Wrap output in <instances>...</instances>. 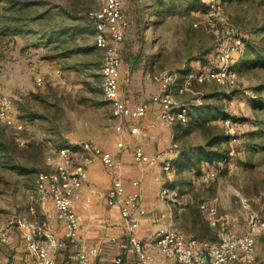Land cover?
Instances as JSON below:
<instances>
[{
    "label": "rangeland",
    "instance_id": "obj_1",
    "mask_svg": "<svg viewBox=\"0 0 264 264\" xmlns=\"http://www.w3.org/2000/svg\"><path fill=\"white\" fill-rule=\"evenodd\" d=\"M263 2L215 0L213 15L210 0H129L124 14L141 34L118 45L121 99L129 104L132 83L141 82L132 57L155 52L154 70L146 72L156 74L149 82L172 75V106L199 117L182 140L186 150L227 136L220 145L224 162L208 170L202 163L200 171L184 172L179 182L189 195L215 201L218 228L223 224L235 236L253 235L254 264H264V228L251 232L247 223L249 215L264 221V111H253L251 90L260 78L235 72L231 86L190 79L186 90L179 89L191 73L217 60L226 33L253 42L264 37ZM100 6V0H0V98L12 103L14 119L23 124L21 132L0 124L2 140L14 149L0 150V227L41 195L36 180L52 170L46 163L50 150L82 141L108 146L115 136L114 109L100 87L104 51L96 47L88 16ZM20 138L26 140L23 146Z\"/></svg>",
    "mask_w": 264,
    "mask_h": 264
},
{
    "label": "built area",
    "instance_id": "obj_2",
    "mask_svg": "<svg viewBox=\"0 0 264 264\" xmlns=\"http://www.w3.org/2000/svg\"><path fill=\"white\" fill-rule=\"evenodd\" d=\"M127 1L129 0H100L101 6L96 11L90 12L88 16L94 27L96 47L104 51L100 87L106 100L113 106L114 116L117 119L115 132L119 135L124 132L136 135L139 133V127L134 124L130 127L129 124L132 120L146 116L149 103L130 106L120 97L121 60L118 45L124 41L129 28V20L123 10V5ZM210 2L211 14L215 15V0ZM226 37L227 40L223 41L217 49V60L203 70L189 75L183 87L179 89L180 92L187 89L190 79L199 82L213 81L219 85L234 84L236 73L230 64L234 55L241 52L243 41L242 37L234 32L226 33ZM158 81L161 92L150 99L151 103L161 107L157 119L167 125H172L176 121L184 123L186 109L173 107L169 96V88L174 81L173 76L163 73ZM37 84L40 85L41 81L37 80ZM11 104L8 99L0 98V124L15 132H21L23 124L14 119ZM155 126V123L151 125L152 128ZM17 141L21 146L26 143V140L22 138ZM116 147L120 151L127 148L122 139H119ZM176 148L177 145L173 144L161 154L150 157L137 150L133 159L139 165L151 166L161 162L164 177L167 181H171L176 175V169L168 157L175 152ZM95 160L100 161L111 181L106 197L107 205L118 207L124 224L122 232L110 239L120 249V254L111 264H125L123 256L130 251L136 258L137 264H152L154 257L148 252L146 243H142L136 236V229L144 215L138 181H132L128 187L123 178L121 161L93 143L83 141L73 147L62 146L50 150L46 163L52 170L40 173L36 180L42 198L49 197L52 200L53 209L63 222V240H56L49 233H45L42 240L37 238V235L41 233L40 227L16 215L0 227V246L7 243L9 233L17 230L22 234L27 253L34 264H55L51 256L52 249H59L65 244L71 245L74 249L78 264H98L96 250L79 246L78 219L73 209V199L81 190L87 176L86 167ZM206 176L214 177V173L208 172ZM160 197H169V193L162 190ZM210 210L215 211L212 207ZM46 218L50 219L51 215H47ZM225 221L226 225H229V219ZM247 223L251 232L257 228H264V221L255 215H249ZM149 242L169 261V264H254L252 261L255 246L253 235L247 231L243 235L235 236L223 224L219 225L215 242L187 240L178 229L158 232Z\"/></svg>",
    "mask_w": 264,
    "mask_h": 264
},
{
    "label": "crops",
    "instance_id": "obj_3",
    "mask_svg": "<svg viewBox=\"0 0 264 264\" xmlns=\"http://www.w3.org/2000/svg\"><path fill=\"white\" fill-rule=\"evenodd\" d=\"M128 20L129 28L124 41H137L141 31L132 18ZM240 53L234 58V61H238ZM138 55L139 66L136 68L135 74L141 82L132 83L129 105L149 103L146 116L142 119L132 120L129 124L130 127L133 124L138 126L139 133L130 135L128 132H124L119 135L115 132V136L108 146L102 143L93 144L121 161L123 178L128 187L132 181H138L144 215L136 229V236L142 243H146L148 252L154 257L152 264H169V261L149 242L156 233L178 229L182 231L187 240L215 242L221 216L217 212V204L214 200L203 201L196 195L197 193L188 194L187 187L183 182H179V176L184 172L177 173L176 170L175 177L171 181H167L163 177L161 162L151 166L135 163L133 157L137 150L150 157L161 154L171 145L176 144L175 152L168 157L175 167V164H180L183 153L187 151L182 142L186 136L179 133L181 125H176V123L167 125V123L156 119L161 107L150 102L152 96L161 92L160 83L151 84L149 82L151 81L149 78L156 73L154 71L146 72L149 68L154 70V62L157 61L158 54L148 53L147 58ZM145 79L149 82L148 85L145 83ZM153 123L156 124L154 128L151 127ZM119 139L124 140L127 146L122 151L116 147ZM184 171L192 172L194 168ZM86 175L81 190L73 199V209L78 219L77 239H79L80 247L94 249L98 252V264H111L120 254V249L110 239L122 232L124 224L118 207L107 205L106 197L111 181L99 160H95L86 167ZM162 190H166L169 197L161 198ZM27 204L25 211L18 216L40 227L41 233L37 235V238L42 240L45 233H49L56 240H63V222L54 211L52 200L49 197L43 199L42 195L36 193ZM211 207L215 211L212 212ZM47 215H51V218L47 219ZM8 237L7 243L0 246V264H34L33 259L27 253L26 243L20 231H13V233H9ZM51 256L55 264H78L75 251L69 244H65L59 249L53 248ZM123 259L125 264H137L131 251L126 253Z\"/></svg>",
    "mask_w": 264,
    "mask_h": 264
},
{
    "label": "trees",
    "instance_id": "obj_4",
    "mask_svg": "<svg viewBox=\"0 0 264 264\" xmlns=\"http://www.w3.org/2000/svg\"><path fill=\"white\" fill-rule=\"evenodd\" d=\"M264 5V2L262 3ZM243 47L238 57V61H234L232 69L238 74H244L248 72H255L260 78L255 85H252V93H254L253 111L262 110L264 111V37L259 41L253 42L249 39L242 38ZM139 55L132 57V63L135 66L139 64ZM213 63V61H212ZM211 63H209L210 65ZM198 72V71H197ZM196 72V73H197ZM191 73L190 75H193ZM213 82V81H212ZM205 83V82H204ZM225 93H223L224 95ZM226 97V95H224ZM186 121L179 127V133L182 136H187L191 132V128L196 125V121L199 117L194 116V112H190V109H186L185 113ZM2 131L0 130V150L5 148L6 151L12 153L14 149L11 146L12 142L6 143L2 140ZM227 136L219 135L216 138L213 137L209 140L205 147H197L192 151H186L181 157L180 164H175L177 173L185 172V169L190 170L194 168L200 171V164H205L206 169L215 167L219 162H224L225 151L221 149L220 145L225 143ZM213 147H215L213 149ZM26 148V147H25ZM211 171V170H210ZM208 173V172H207Z\"/></svg>",
    "mask_w": 264,
    "mask_h": 264
}]
</instances>
